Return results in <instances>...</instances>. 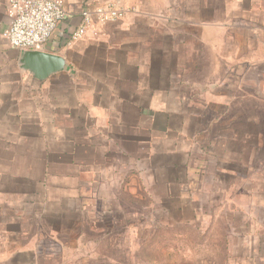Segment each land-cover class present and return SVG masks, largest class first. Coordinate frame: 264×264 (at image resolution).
<instances>
[{
  "label": "crops",
  "instance_id": "crops-1",
  "mask_svg": "<svg viewBox=\"0 0 264 264\" xmlns=\"http://www.w3.org/2000/svg\"><path fill=\"white\" fill-rule=\"evenodd\" d=\"M107 1L65 0L70 14L45 50L62 54L67 66L38 79L20 67L22 51L6 40L8 0H0V217L4 210L17 212L0 219V229L7 223L22 232L23 208L57 206L56 227L78 221L112 177L127 181L140 171L150 184L166 185L170 200L195 207L204 197L207 157L191 153L194 141L180 135L169 98L180 95L175 82L186 58L183 41L165 40L167 32L194 37L196 28L169 23L167 30L160 23L168 13L164 0H120L128 8L120 21L96 24L85 38L66 44L81 9ZM263 3L257 0L259 8ZM49 187L61 194L57 205L46 202ZM49 218L40 216L46 225ZM245 233L254 246L241 256L264 264V232Z\"/></svg>",
  "mask_w": 264,
  "mask_h": 264
},
{
  "label": "rangeland",
  "instance_id": "rangeland-1",
  "mask_svg": "<svg viewBox=\"0 0 264 264\" xmlns=\"http://www.w3.org/2000/svg\"><path fill=\"white\" fill-rule=\"evenodd\" d=\"M164 1L168 13L160 23L167 30L169 23L196 28L194 37L167 32L165 40L183 41L186 58L175 82L180 95L169 98L178 109L172 112L180 135L194 141L191 153L207 157L210 177L202 201L190 207L170 200L166 185L150 184L141 171L127 181L112 177L93 207L78 212V221L56 227V206L44 212L23 208L22 232L1 225L0 264H250L244 256L254 241L245 232H264V3ZM100 6L128 10L120 0ZM112 22L95 15L86 33L66 44ZM49 188L46 202L57 205L61 194ZM14 213L4 210L0 219Z\"/></svg>",
  "mask_w": 264,
  "mask_h": 264
},
{
  "label": "built area",
  "instance_id": "built-area-1",
  "mask_svg": "<svg viewBox=\"0 0 264 264\" xmlns=\"http://www.w3.org/2000/svg\"><path fill=\"white\" fill-rule=\"evenodd\" d=\"M124 8L85 7L81 22L71 37L76 40L91 26L94 16L101 22L115 21L124 13ZM65 0H8L7 16L10 24L5 37L14 48L45 50L55 35L60 23L69 16Z\"/></svg>",
  "mask_w": 264,
  "mask_h": 264
},
{
  "label": "water",
  "instance_id": "water-1",
  "mask_svg": "<svg viewBox=\"0 0 264 264\" xmlns=\"http://www.w3.org/2000/svg\"><path fill=\"white\" fill-rule=\"evenodd\" d=\"M67 66V58L60 53L46 50H23L20 67L38 79H46Z\"/></svg>",
  "mask_w": 264,
  "mask_h": 264
}]
</instances>
